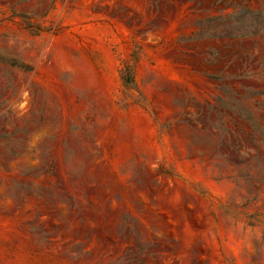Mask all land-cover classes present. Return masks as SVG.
Returning <instances> with one entry per match:
<instances>
[{
    "label": "rangeland",
    "instance_id": "374dc122",
    "mask_svg": "<svg viewBox=\"0 0 264 264\" xmlns=\"http://www.w3.org/2000/svg\"><path fill=\"white\" fill-rule=\"evenodd\" d=\"M0 264H264V0H0Z\"/></svg>",
    "mask_w": 264,
    "mask_h": 264
}]
</instances>
